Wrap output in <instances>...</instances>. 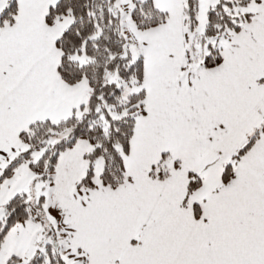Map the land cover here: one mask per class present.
Instances as JSON below:
<instances>
[{"label":"crops","instance_id":"1","mask_svg":"<svg viewBox=\"0 0 264 264\" xmlns=\"http://www.w3.org/2000/svg\"><path fill=\"white\" fill-rule=\"evenodd\" d=\"M136 1L144 0L128 1L123 27L132 55L143 58L145 113L124 159L125 181L114 190L99 181L78 188L91 147L81 141L61 154L47 194L60 246L87 254L88 264H264V131L233 161L264 125V0L252 6L251 23L224 42L212 69L189 61L181 11L171 22L153 0L167 21L138 31L129 18ZM50 2L21 1L15 22L0 33V167L26 149L21 133L37 122L76 117L90 96L57 74L56 41L66 29L45 24ZM169 2L178 10L180 4ZM231 163L234 177L222 188ZM159 170L167 173L164 180L157 179ZM189 174L201 185L185 201ZM12 178L18 186L0 194V222L6 202L34 177L22 164L9 183ZM209 181L214 186L206 192ZM45 204L43 197L44 212ZM193 205L200 207L198 218ZM39 233L34 223L15 227L0 247V264L13 251L27 255Z\"/></svg>","mask_w":264,"mask_h":264},{"label":"trees","instance_id":"2","mask_svg":"<svg viewBox=\"0 0 264 264\" xmlns=\"http://www.w3.org/2000/svg\"><path fill=\"white\" fill-rule=\"evenodd\" d=\"M116 0H57L46 12L45 24L51 26L57 19L70 15L71 25L57 39L56 48L60 54L57 74L66 85L74 87L83 80L87 81L90 96L81 109L80 118L71 117L54 125L48 120L33 124L20 134L21 143L29 147L9 165L0 177V183L7 180L13 171L27 164L29 170L43 179L50 180L61 154L73 148L78 141L87 142L91 149L85 159L87 172L78 188L94 187L93 164L103 161L100 184L114 190L125 181L124 159L129 154L130 143L139 116L145 113V91L143 84V58H134L123 36L124 15L115 9ZM197 0H185L183 13L195 23ZM257 0H217V4L207 14V25L203 36L216 40L229 41L231 36L240 33L253 19L252 6ZM18 14V1L12 0L0 15V26H11ZM130 21L138 31H146L166 23L168 15L155 8L153 0L134 2L129 15ZM126 47L124 55L123 48ZM209 54L203 60V69H212L221 63L222 46H209ZM88 59L85 65L72 60L75 55ZM264 125L248 137L246 145L234 156L242 157L253 145ZM51 142V144H50ZM46 151L35 164L30 162L31 152L40 148ZM167 173L156 172L158 180H164ZM154 177V168L150 172ZM234 177V165L225 166L221 187L227 186ZM186 199L200 188L199 177L189 174ZM43 199L37 203L28 200L25 194L12 197L3 208L0 222V246L7 234L15 227L30 222L43 225ZM199 205H193V216L200 215ZM44 249L30 264H64L54 250L55 234Z\"/></svg>","mask_w":264,"mask_h":264},{"label":"rangeland","instance_id":"3","mask_svg":"<svg viewBox=\"0 0 264 264\" xmlns=\"http://www.w3.org/2000/svg\"><path fill=\"white\" fill-rule=\"evenodd\" d=\"M11 1L12 0H0V15L9 6V3ZM17 1L19 4L21 1L23 2L24 0H17ZM41 1L44 3H47V2H50L51 0H41ZM56 1L57 0H52V2H50V6H53L56 3ZM128 1L129 0H116V2H115V9L117 11H119L122 15H124V18L127 15V13L129 12V2ZM169 1L168 0L167 1L157 0V3L160 6H162V9L164 10V12H166L169 15V20H171V22H172V20L179 17L180 11H181V13H183V10L185 9L184 8L185 2L183 0L184 3H183V7L181 9V4H180L181 1L180 0H171L172 2H174V4H180V6L178 5V10H174L172 5L170 6L171 3ZM31 2H29V4ZM157 3H156V5H157ZM216 4H217V0H197L196 13H195V23H194L193 27H191V22H186L187 19L183 13V16L181 18V20H182L181 27H182V33H183V37H184V41H185V46H186L187 52L189 53V61H191V63L195 64V63L199 62L202 64L203 60L209 54V50H210L209 46L217 45V47H220V46L224 45V42H225L224 39L216 40L214 37L206 38L204 41H202L200 39L203 36V34L205 32L206 25H207V14L213 7H215ZM33 6L37 7V6H39V4H36L33 2ZM132 10H133V8L131 9V11ZM45 16H46V14H45ZM72 22H73L72 17L70 15H67V16L62 17L60 19H57L54 23L53 28L57 31H61V30L63 31L64 29H67L71 25ZM124 30H125V27H123V36L125 38V31ZM1 32H2V28L0 26V33ZM133 57L135 58L134 55H133ZM72 60L77 62L79 65H85L88 63V59L84 56V54L75 55L72 57ZM78 88L81 91H83V90L90 91V88L87 84V81H85V80H83L82 82H80L78 84ZM82 98H84V97H82ZM84 103H85V101L81 100L80 104H84ZM82 114H83V111L80 109V111L76 117L80 118L82 116ZM52 122L58 123V122H54V121H52ZM54 125H57V124H54ZM259 129H261V128H259ZM78 142H81V141H78ZM82 142H85V141H82ZM85 143H87V142H85ZM50 144H51V142H50ZM28 150H29V147L26 146V149L23 150V152L21 154H18L15 157L7 160V163L5 164V166L0 167V177L3 175L5 169L9 165H11L22 154H26L28 152ZM45 151H46V149L44 147L40 148L38 150L30 151L31 152L30 153L31 154L30 162L35 164L38 160H40L42 158ZM87 165H88V163H87ZM102 169H103V161L100 159L95 161L93 164V182L100 180V175H101ZM13 172H15V170ZM33 177H34L33 181L29 182L27 184V186H25L23 188V193H18V194H24L25 193V195L28 197V200L32 203L39 202V200L43 199V197L46 198V204H45V208H44L45 212L43 210V213H42L44 222H43V225L40 229V233L35 238L34 244L31 246L28 254L25 256H22V255L18 256L13 251L12 254L9 255L8 258L5 260L4 264H30L32 259L34 257H36L38 254L41 253L44 255L45 254L44 247L48 242H50L49 238H51L48 235L49 232L52 234H55L54 235L55 236L54 237L55 242H54L53 248H54V250L57 251V253L59 254V256L62 259L64 264H88L87 254L79 252L78 249L71 250V249L64 248L63 245L60 246L61 240L59 238H57V235H56V229H57L56 223L59 219L51 211H49L47 208V204H48L47 203L48 202L47 194H48V190H50V185H49L50 180L43 179L41 176H38L36 174H33ZM11 181L12 182L9 183V180L7 179V180H4L2 183H0V194H2L3 190L5 188H7L9 185L11 187H17L18 186L15 183H13L14 181H16L15 178H12ZM211 186H214V185H212V183L209 181L204 190L206 192H208V189ZM15 195H17V194H15ZM15 195H13L12 197H14ZM192 199H190V201H188V203L191 202ZM8 201L6 202V204L8 203ZM5 205H4V207H5ZM2 213H3V210H2ZM9 233L7 234V236L9 235ZM7 236H6V238H7ZM6 238H5V240H6ZM5 240H4V242H5ZM8 252L9 251H7V253ZM3 257H4L3 254H1L0 255V262H2ZM45 261H46V264L49 263L48 259H45Z\"/></svg>","mask_w":264,"mask_h":264},{"label":"water","instance_id":"4","mask_svg":"<svg viewBox=\"0 0 264 264\" xmlns=\"http://www.w3.org/2000/svg\"><path fill=\"white\" fill-rule=\"evenodd\" d=\"M123 50H124V55H125L126 54V47H124Z\"/></svg>","mask_w":264,"mask_h":264}]
</instances>
